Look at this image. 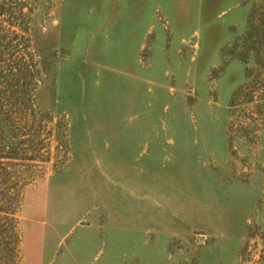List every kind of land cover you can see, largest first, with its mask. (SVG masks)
I'll use <instances>...</instances> for the list:
<instances>
[{
    "label": "rangeland",
    "instance_id": "1",
    "mask_svg": "<svg viewBox=\"0 0 264 264\" xmlns=\"http://www.w3.org/2000/svg\"><path fill=\"white\" fill-rule=\"evenodd\" d=\"M1 4L26 69L8 264H264V129L225 131L264 0Z\"/></svg>",
    "mask_w": 264,
    "mask_h": 264
},
{
    "label": "trees",
    "instance_id": "2",
    "mask_svg": "<svg viewBox=\"0 0 264 264\" xmlns=\"http://www.w3.org/2000/svg\"><path fill=\"white\" fill-rule=\"evenodd\" d=\"M17 12L20 13L21 10L17 9ZM15 16L11 10L4 11L2 4L0 5V183L4 181L6 175L12 174V168L17 165L15 161L17 147L12 135L17 120L22 73L26 70L19 65L16 68L13 65V47L19 36L12 27L15 26L13 25ZM253 62L255 64L246 67L247 79L233 91L229 99L227 110L229 118L225 127L229 136L240 133L244 138L251 139L256 136L258 130L264 129V53H256ZM21 158L27 160L30 157L28 158L26 153H20ZM24 167H27L26 164ZM26 169L21 171L24 180ZM8 183L11 181L8 180ZM7 187L10 188V185ZM2 209L0 197V212ZM1 219H4V222H1ZM13 220L10 215H0V232L3 228L5 233L3 238L0 237V248L6 249L4 253H0V262L3 258V264H8V257L13 259L17 252L18 235Z\"/></svg>",
    "mask_w": 264,
    "mask_h": 264
}]
</instances>
